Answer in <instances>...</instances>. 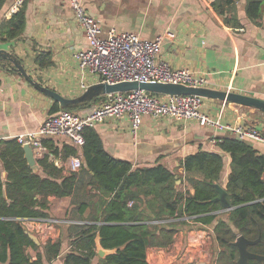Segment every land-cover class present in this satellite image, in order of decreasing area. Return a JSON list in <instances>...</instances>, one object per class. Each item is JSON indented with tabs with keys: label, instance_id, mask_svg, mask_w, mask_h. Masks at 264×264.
<instances>
[{
	"label": "crops",
	"instance_id": "obj_1",
	"mask_svg": "<svg viewBox=\"0 0 264 264\" xmlns=\"http://www.w3.org/2000/svg\"><path fill=\"white\" fill-rule=\"evenodd\" d=\"M82 1L104 31L114 28L116 31L139 33L144 38L172 31L174 37L164 38L157 58L173 68H188L196 75L207 77L208 88L229 89L264 99V20L259 26L247 18L245 0H238L236 5V17L242 28L225 25L222 16L213 10L212 0ZM20 9L24 11V26L20 34L12 35L9 22ZM87 47L88 42L73 15L69 0H25L20 7L15 5V0H3L0 4V51L18 59L34 81L63 97H78L89 86L100 82L97 74L81 71L74 56L78 50ZM1 63L0 140H3L36 130L54 114L53 106L59 104L34 87L10 62L7 66ZM104 98L105 95L96 96L70 111L84 116L99 106ZM61 109L59 106V111ZM200 109L213 118H219L221 123L251 126L264 136V113L255 108L202 97ZM89 128L95 131L103 148L113 158L128 161L132 170L161 164L177 176L179 189L191 194L194 190L185 179L182 160L200 149L220 152L223 167L216 183L226 191L231 156L220 150L217 139L233 137L228 130L203 126L195 119L169 115L153 117L149 114L142 116L136 135L131 132L127 116L107 117ZM44 140V155L55 166L63 167V173L70 172L66 168L69 158L76 157L83 162L80 146L72 144L66 137ZM244 140L264 155V142ZM63 145L77 149L78 155L62 160ZM53 150L58 152L57 156ZM79 171L82 181L73 194L49 197L47 218L24 221L27 229L42 234L39 245L48 240L61 241V254L47 264H62V255L70 248L74 236L70 228L90 223L86 219L90 208L80 211L78 205L89 197L80 185L86 183L92 173ZM37 172H42L40 166ZM95 211L93 208L92 212ZM221 211L226 212L227 209ZM207 244H213L217 253L212 225L189 221L179 226L168 246L148 247L146 260L149 264L205 261ZM97 262L98 257H95L92 264Z\"/></svg>",
	"mask_w": 264,
	"mask_h": 264
},
{
	"label": "trees",
	"instance_id": "obj_2",
	"mask_svg": "<svg viewBox=\"0 0 264 264\" xmlns=\"http://www.w3.org/2000/svg\"><path fill=\"white\" fill-rule=\"evenodd\" d=\"M237 1L211 2L223 23L232 28H242L236 17ZM244 5L247 18L261 26L264 0H245ZM24 19L22 9L14 14L9 22L12 35L21 33ZM85 103L88 102L80 105ZM61 110L70 111L73 107ZM52 111L58 112L59 106L55 104ZM83 137L81 167L67 173L48 161L47 155L37 159L42 172H34L16 138L0 140V264H47L61 254L59 239L36 245L24 232V221L47 218L50 196L73 194L82 181L79 170L92 173L80 185L89 197L78 205L80 211L90 208L86 216L90 223L70 228L74 236L62 255V264H92L98 257L96 234L103 248L116 249L98 257L97 264H149L147 248L168 246L179 226L189 221L212 225L218 248L213 264H237L239 251L234 243L239 236L251 241L259 238L246 248L263 259L260 262L249 258L247 264H264V155L244 139H217L220 150L231 156L226 184L230 209L223 212L214 187L223 167L220 152L200 149L182 160L185 179L194 190L191 194L179 189L175 174L165 166L132 170L128 161L106 152L92 128L84 129ZM62 150V160L78 155V150L68 145H63ZM52 153L58 155L56 150Z\"/></svg>",
	"mask_w": 264,
	"mask_h": 264
},
{
	"label": "built area",
	"instance_id": "obj_3",
	"mask_svg": "<svg viewBox=\"0 0 264 264\" xmlns=\"http://www.w3.org/2000/svg\"><path fill=\"white\" fill-rule=\"evenodd\" d=\"M25 0H15L20 7ZM69 6L84 32L88 47L78 50L74 56L81 71L98 75L100 82L113 84L122 81L147 83H178L193 87H207V77L196 75L188 68H173L166 61L158 59L164 38H173L172 31H165L153 38H144L139 33L104 31L91 16L82 0H69ZM227 91H230L227 89ZM202 97L197 95L156 94L144 90H127L105 94L92 112L81 116L68 110H60L48 116L36 130L16 135V140L28 144L36 159L46 152L43 140L48 137H66L72 144L81 146L83 131L93 127L107 117L127 116L133 135L139 128L142 116H172L179 119H195L200 125L230 131L240 139H255L264 142V136L254 127L221 123L200 109ZM216 140H213L215 142ZM81 161L69 158L66 168L77 171Z\"/></svg>",
	"mask_w": 264,
	"mask_h": 264
},
{
	"label": "water",
	"instance_id": "obj_4",
	"mask_svg": "<svg viewBox=\"0 0 264 264\" xmlns=\"http://www.w3.org/2000/svg\"><path fill=\"white\" fill-rule=\"evenodd\" d=\"M1 61H5V63H1ZM10 62L14 68L20 72L29 82H31L34 87H36L39 91L43 92L46 96L52 98L55 102L59 104L61 108L64 107H74L79 105L80 103L88 102L92 100L94 97L99 95H105L114 92H122L127 90H144L156 94H167V95H197L205 98H214L219 99L221 101L237 103L240 105H244L247 107L255 108L262 113H264V99L252 97L249 95L227 91V90H219L208 87H193L186 86L178 83H147V82H137V81H122L113 84H108L104 82H98L94 85L89 86L85 91L75 98H66L58 94L57 92L49 89L48 87L41 86L37 81H34L25 71L24 67L21 65L20 61L12 55H8L0 51V63L3 66H7L8 62ZM7 62V63H6ZM236 139H240L236 137ZM24 150L25 159L29 165V167L37 172L39 170V165L37 163V159L33 154L32 148L28 144L22 145ZM175 183H179V179L175 176ZM214 187L218 192V196L216 200H218L223 209H230L229 203L226 198V191L220 187L219 184L214 183ZM24 232L29 236V238L36 244L39 245L40 241L37 236H35L30 230H28L25 226H23ZM259 240H247L246 238L239 236L235 245L238 247L239 256L237 260V264H247L249 258L257 259L258 261H262L263 256L251 253L247 250L248 244H253ZM116 251L113 249H105L100 244L99 234L95 236V252L98 257H105L107 254L114 253Z\"/></svg>",
	"mask_w": 264,
	"mask_h": 264
},
{
	"label": "rangeland",
	"instance_id": "obj_5",
	"mask_svg": "<svg viewBox=\"0 0 264 264\" xmlns=\"http://www.w3.org/2000/svg\"><path fill=\"white\" fill-rule=\"evenodd\" d=\"M26 227V226H25ZM29 230V229H28ZM32 232V231H31ZM35 236H37L38 240L40 241V237L42 234L40 233H35V232H32ZM185 248V247H184ZM201 248V247H200ZM206 252L205 254L206 257H205V261H198L197 263L198 264H213V261H214V258L216 256V249H215V246L213 244H207V248H206ZM193 260H194V257H193Z\"/></svg>",
	"mask_w": 264,
	"mask_h": 264
}]
</instances>
